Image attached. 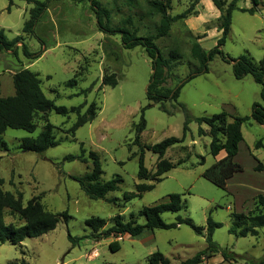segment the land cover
I'll list each match as a JSON object with an SVG mask.
<instances>
[{
	"label": "rangeland",
	"instance_id": "1",
	"mask_svg": "<svg viewBox=\"0 0 264 264\" xmlns=\"http://www.w3.org/2000/svg\"><path fill=\"white\" fill-rule=\"evenodd\" d=\"M151 1L154 0H99L110 15L112 27H127L142 37L156 36L160 26L162 15L150 5ZM157 1H170L169 14L172 16L184 13L188 16L174 23L168 36L155 40L165 59L169 60L171 50L181 54L178 62H171L165 68L166 82L161 88L167 91L199 68L191 55L195 43L205 51L215 48L221 37V14L211 0ZM225 1L229 5L232 0ZM259 1L256 8L251 0L239 1V8H255L256 13L234 11L231 33L223 47L228 57L236 59L249 55L256 63L263 57L264 0ZM7 7L8 0H0V30L4 29L8 38L13 39L23 35L33 5L17 2L10 13ZM25 43L32 53L43 54L32 60L22 52L16 57L11 52L0 51V97L13 96V75L29 69L39 75L45 95L57 106L70 109L82 105L84 114L94 102L98 110L97 118L79 128L76 135L70 133L77 119L74 113L64 117L50 112L35 117L37 130L34 133L8 129L1 136L9 151L0 152V179L3 180L0 188L15 195L21 193L24 205L39 197L45 211L67 212L71 219L68 223L60 221L55 230L40 238L26 239L23 248L10 243L0 245V264H15L22 259L29 264H149V257L156 252L162 253L173 264L185 261L207 247L205 237L186 225L146 231L141 238L124 235L99 240L91 237L75 247L68 237L69 234L92 236L93 231L85 223L89 218L104 219V231L114 225L116 215L122 214L128 221L130 214L165 203L171 194L181 195L184 210L176 214L164 213V222L173 223L177 216H182L192 219L198 226L207 227V219L212 213L214 221L223 224L215 231L214 241L222 249L239 256L236 261L224 262L218 254L206 259L204 264H250L264 257V228L260 229L258 237L239 238L228 232L233 227L231 213L248 214L255 207L256 197L264 195V171L254 170L257 160L264 164V126L253 120L242 125L244 140L235 162L244 171L228 181L225 191L202 176L218 158L210 153L211 137L199 135L201 127L208 132L209 127H200L196 121L222 112L251 116L254 104L264 106L263 88L252 76L237 80L232 63L224 61L220 55L215 56L209 63V72L188 82L181 91L178 101L187 106L193 118L185 142L168 149L160 159L147 147L166 138H182L185 115L177 102L165 103V108L173 111V115L164 113L160 105L150 106L146 88L153 73L152 61L143 47L126 49L120 34L111 35L99 28L88 1L71 0H52L35 34L25 36ZM113 74L118 85L114 88L104 86L103 77ZM73 79L77 85L66 87ZM87 89L89 93L82 94ZM143 108H147V127L139 144H135L134 125L140 122ZM47 122L54 126L53 135L60 144L43 154L21 152V139L37 137ZM259 142L261 146L257 147ZM82 144L87 158L91 151L99 154L103 181L122 177L120 190L107 196L108 200L117 201L92 200L79 182L71 178L83 177L92 168L90 159L88 164L63 161L68 155H79ZM142 152L151 175L156 174L162 160L172 163L175 168L161 176L164 179L161 183L140 180ZM202 158L204 164H201ZM138 184H156V187L141 199L125 201L124 195L135 196ZM5 222L17 226L24 224L9 210L5 211ZM138 222L144 224L145 219L138 218ZM114 241L120 244L117 252L110 249Z\"/></svg>",
	"mask_w": 264,
	"mask_h": 264
},
{
	"label": "trees",
	"instance_id": "2",
	"mask_svg": "<svg viewBox=\"0 0 264 264\" xmlns=\"http://www.w3.org/2000/svg\"><path fill=\"white\" fill-rule=\"evenodd\" d=\"M16 1L26 2L33 5L29 11V20L25 22L23 27V35L9 39L4 29L0 30V51L11 52L14 56H18L20 52L29 59H39L41 54L32 53L27 44L25 43V36L34 35L36 27L49 8V3L52 0L40 2L38 0H8L7 11L10 13L15 6ZM77 3L88 1L95 12L99 28L111 35H121L123 46L126 49H134L136 47H143L146 50L148 57L152 61V75L150 83L146 88L147 100L151 105H160V109L168 114L173 115V111L165 108L167 102H177L180 109L185 115L184 122V135L182 138L170 137L166 138L160 143L147 147L150 151L156 154L160 159H163L168 149L177 144L184 143L186 134L189 131V124L193 118L187 106L179 102L181 91L183 87L191 80L198 76L207 74L209 72V63L215 56L220 55L224 61L232 63L233 74L237 80H242L246 76H252L254 81L261 85L263 90L261 97L264 100V55L256 63L249 55H241L236 59L228 57L223 51L232 29L233 13L238 10L240 12L254 15L256 7L260 5L259 0H251L255 8L244 9L239 8L238 3L240 0H232L229 5L225 0H211L221 16V37L217 41V45L210 51H205L200 44L195 43L191 49L192 57L198 62L199 68L190 72L185 79L181 80L175 88L164 91L162 85L166 82L165 68L171 62H178L181 59V54L177 50H171L169 53V60L165 59L161 53L156 39L166 37L170 34L171 27L179 20L186 19V13L172 16L169 14L170 1H151L150 5L156 9L161 15L160 26L156 36L142 37L138 36L135 32L126 28L112 27L109 23L110 15L101 6L99 0H71ZM131 23V22H129ZM20 45V46H19ZM102 84L104 86L116 87L118 81L116 76L105 75ZM13 85L15 94L9 97H0V152H8L9 148L1 139V136L8 130H22L27 133H34L37 130L35 117L38 114H48L55 112L58 115L67 117L74 113L77 117L76 122L70 128V133L76 135V131L84 125L93 122L97 118V106L93 102L87 108L86 112L82 114L83 106H76L68 109L64 106H57L55 101L49 99L43 89L42 82L39 75L29 69H22L13 75ZM77 85L76 80H69L66 87L73 88ZM89 90H83L82 94L87 95ZM147 108L141 110V120L138 124L134 125L136 132L135 144H139L142 132L147 127L145 119V111ZM251 120L264 126V106L259 103L254 104L251 116L239 117L231 115L227 112H222L212 116H203L197 118L196 121L200 125L209 127V132H206L202 127L199 130L200 136L209 135L211 137L210 153L213 157H217L222 151L226 152V156L217 161L213 166L208 168L202 174L203 178L211 182L216 187L227 190L228 181L231 180L236 174L244 171L243 167L235 162V157L239 153V145L244 140L242 133V125L250 122ZM54 126L47 122L43 131L37 137H24L20 141L21 152H34L43 154L51 148L57 147L60 142L56 140L53 135ZM261 146V142L257 147ZM86 150L84 145H81V153L79 155H68L64 158L65 162L79 161L88 164L89 159L92 160V168L89 173L83 177L72 179L79 182L82 190L92 200H108L107 196L110 193L120 190L123 179L120 176H115L112 180L103 181V169L100 156L97 152L91 151L89 157L85 156ZM205 163L202 158L201 164ZM175 165L162 160L159 163L156 174L151 175L150 171L145 165L144 152H142L139 159V172L138 177L140 180H151L161 183L164 179L162 175L174 169ZM254 170L256 172L264 171V164L257 160V165ZM3 180L0 179V185ZM156 184H138L136 185V194L134 197L124 195V200L129 202L134 198H142L146 192L152 191ZM114 202L117 200H108ZM9 210L24 221L22 225L6 224L5 211ZM184 210V202L179 194H171L169 200L165 203L157 204L152 207H146L138 214H130L129 220L126 221L124 215L118 214L113 218L114 225L109 229L102 231L106 226V221L99 217H92L86 220V226L89 227L93 234L92 236L85 235L83 237H73L68 235L73 247L78 246L81 241L87 238L106 239L112 236L116 238L130 235L133 238H141L146 231H154L156 229L170 230L177 229L181 225L190 227L197 235L203 236L206 239L207 247L198 252L194 257L189 258L177 264H204L206 259L215 257L221 254L224 262L236 261V254L229 252L227 249L216 243L213 239L214 233L217 229L222 228L223 224L215 222L212 213L207 219V227L198 226L190 218L177 216L176 221L173 223L164 222L162 215L164 213H179ZM144 218L145 223L140 224L138 218ZM233 227L228 230L229 234L244 238L247 236L258 237L260 229L264 228V195L260 194L255 199V207L253 210L244 213H231ZM71 216L65 212L63 214H54L45 211L41 199L35 197L29 200L26 205L23 204V196L21 193L17 195L3 191L0 188V245L10 243L14 246L23 248V242L26 239L40 238L45 234L57 228L60 221L69 222ZM110 249L113 252L120 250L118 241L110 244ZM24 255L23 250H21ZM149 264H173L162 253L156 252L149 257ZM15 264H29L25 259H22ZM220 264V263H219ZM250 264H264V257Z\"/></svg>",
	"mask_w": 264,
	"mask_h": 264
},
{
	"label": "crops",
	"instance_id": "3",
	"mask_svg": "<svg viewBox=\"0 0 264 264\" xmlns=\"http://www.w3.org/2000/svg\"><path fill=\"white\" fill-rule=\"evenodd\" d=\"M17 2H22V1H16V2H15V5H16ZM28 20H29V19H27L26 21H28ZM205 131H206V130H205ZM206 132H208V131H206ZM242 143H243V141H242V142L240 143V145H239V152H240V149H241V145H242ZM238 154H239V153H238ZM225 156H226V152H225V151H222V152L220 153V155H218L216 158H218V161H219V160L223 159ZM237 156H238V155H237ZM237 156H236V157H237ZM236 157H235V158H236Z\"/></svg>",
	"mask_w": 264,
	"mask_h": 264
}]
</instances>
